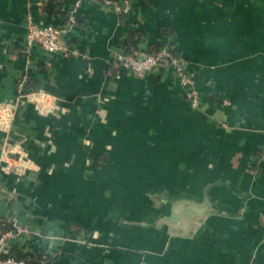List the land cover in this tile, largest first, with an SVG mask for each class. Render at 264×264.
<instances>
[{
  "label": "crops",
  "instance_id": "crops-1",
  "mask_svg": "<svg viewBox=\"0 0 264 264\" xmlns=\"http://www.w3.org/2000/svg\"><path fill=\"white\" fill-rule=\"evenodd\" d=\"M28 17L67 51L26 47ZM156 44L186 60L196 108L172 71L117 60ZM0 213L36 264H264V0H0Z\"/></svg>",
  "mask_w": 264,
  "mask_h": 264
},
{
  "label": "built area",
  "instance_id": "built-area-1",
  "mask_svg": "<svg viewBox=\"0 0 264 264\" xmlns=\"http://www.w3.org/2000/svg\"><path fill=\"white\" fill-rule=\"evenodd\" d=\"M103 3L106 6L114 7V9L123 14H127L131 9L132 0H96ZM61 30L57 27L50 25H39L34 22L31 17H28L25 24L24 44L26 47L33 45L39 46L44 52L49 54L63 53L67 51V48L61 44ZM117 60L121 66H123L131 75L136 78H144L148 73L159 70L167 69L177 78L179 84L183 88H190V95L192 96V107L196 108L199 102V94L194 88V81L192 76L187 71L186 60L176 55L172 48L165 44L157 51L149 53L143 57H137L135 55L120 54ZM23 80L19 83L18 97L20 99H29L36 96L35 93H25ZM7 150L1 155L2 159H6ZM22 166V165H21ZM16 166V167H21ZM17 172V170H16ZM20 174V173H17ZM8 224L9 227L6 230L0 229V264H26L25 258H17L10 254L11 244L22 238L29 237L33 231L27 225L13 213L5 214L0 213V227ZM42 259L48 261L54 259L49 251H44Z\"/></svg>",
  "mask_w": 264,
  "mask_h": 264
},
{
  "label": "water",
  "instance_id": "water-1",
  "mask_svg": "<svg viewBox=\"0 0 264 264\" xmlns=\"http://www.w3.org/2000/svg\"><path fill=\"white\" fill-rule=\"evenodd\" d=\"M29 103V101H20V104L22 105V106H26L27 104ZM31 103V102H30ZM16 113H15V115L18 113V109L15 111ZM54 113H56V111H54ZM54 115H56V114H54ZM15 118H16V116H15ZM12 145H11V147L9 148V150H8V152H7V155H6V158H11L12 157V155H16V151L18 150V143H16V144H14V143H11ZM15 160H17V165L18 166H21L22 165V161H20L19 160V156H17L16 158H15ZM33 173H36V171H34V170H31ZM51 171L52 170H50L49 171V173H51ZM25 172V171H24ZM21 177H23V176H21ZM206 207H198V208H193V207H191V208H185L182 212H181V216H183L184 218H187V219H190L194 214H204L205 212H206ZM179 216L180 215H178V213H176V212H172V213H170V214H167V215H165V216H163V218H161L158 222H159V224L157 225H155L154 227H165V226H167L166 225V222L164 221V220H167L168 222H170V223H172V224H176L177 222H178V219H179ZM136 225H140V226H145V227H147L148 225L147 224H145V223H136Z\"/></svg>",
  "mask_w": 264,
  "mask_h": 264
},
{
  "label": "trees",
  "instance_id": "trees-1",
  "mask_svg": "<svg viewBox=\"0 0 264 264\" xmlns=\"http://www.w3.org/2000/svg\"><path fill=\"white\" fill-rule=\"evenodd\" d=\"M137 36H138L137 32L130 33V39H129L130 40L129 41V48L130 49H136L137 48V42H138ZM162 46H164V44H156L154 47L148 48V53L147 54L157 51ZM8 227H9V225L5 224L4 226L0 227V229L1 230H6ZM39 257H40V255H39ZM39 257L37 258V260L39 259ZM32 258H33L32 256L31 257H29V256L25 257V259L27 260L26 264H36L35 261Z\"/></svg>",
  "mask_w": 264,
  "mask_h": 264
}]
</instances>
